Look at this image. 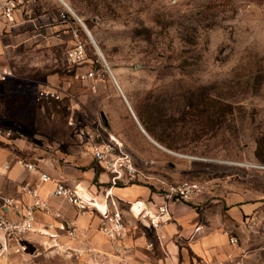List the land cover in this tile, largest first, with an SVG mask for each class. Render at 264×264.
<instances>
[{
  "label": "rangeland",
  "instance_id": "374dc122",
  "mask_svg": "<svg viewBox=\"0 0 264 264\" xmlns=\"http://www.w3.org/2000/svg\"><path fill=\"white\" fill-rule=\"evenodd\" d=\"M65 1L92 32L127 99L76 16L58 0H38L30 8L33 18L63 10L70 19L45 41L34 38L31 27L13 33L14 53L5 66L14 75L0 85V127L12 135L2 146L13 143L15 152L58 159L75 143L91 155L88 140L99 142L101 113L111 107L112 119L137 140L138 164L159 183L158 191L161 182L221 176L244 192L264 193V172L245 167L264 163V0ZM71 33L87 49L78 65L67 59L75 42ZM97 67L101 79L82 78ZM46 87L58 89L61 100H38ZM141 126L166 149L190 157L162 150ZM131 220L138 228L132 214ZM240 246L243 264H264L261 235H247ZM89 260L50 253L38 244L3 264Z\"/></svg>",
  "mask_w": 264,
  "mask_h": 264
},
{
  "label": "crops",
  "instance_id": "0c3cea01",
  "mask_svg": "<svg viewBox=\"0 0 264 264\" xmlns=\"http://www.w3.org/2000/svg\"><path fill=\"white\" fill-rule=\"evenodd\" d=\"M55 18L57 12L33 18L29 9L24 14L16 13L13 21H0V68L6 67L9 54L14 53L16 41L13 33L31 27L36 33L34 38L45 41L48 39V32L59 26L53 23ZM109 109L104 108V111L110 118L113 133L138 162L137 140L128 136L126 129L112 119L115 112L111 107ZM136 124L138 125V120ZM135 129L137 131L138 127L135 126ZM79 137L83 138V135ZM15 151L13 143L1 145L0 166L17 156L27 157L38 161L40 167L53 177L62 176L71 185L80 184L94 192L99 199L103 198L104 189L109 186L108 174L97 172L91 166V155L75 143H71L65 149L66 155H61L58 159ZM154 162L156 161L153 160ZM142 166L146 170L152 167L151 164ZM217 171L219 170L215 169L216 173ZM150 180L140 179L112 189L114 198L121 201L127 223L126 232L118 243L113 244L99 231L97 215L77 214L68 202L55 199L52 203L61 207L64 220L75 226L76 235L69 237L64 231L55 228L59 226L58 221L39 213L36 227L57 234V238L51 241L46 236L32 234L31 248L41 244L50 253L64 254L71 259L87 257L91 264H230V255L238 254L243 249L242 246L239 250L229 244L228 233L236 235L240 241L249 234H259L249 227L256 215H264V193L255 195L249 189L244 192L237 182L224 181L221 176H214L199 181L188 180L206 184V189L191 199L166 201L163 191H158L159 183ZM23 183L38 186L42 196L53 189L52 183L39 184L36 174L29 173L18 165H14L6 176L0 177V189L6 194L18 201H30L20 191ZM136 201L144 203L145 211L154 215L158 214L159 207L168 205V213L160 216L157 227H149L148 221L141 218L137 228L129 211L130 204ZM47 224H51V227ZM61 246L65 249H61ZM116 250L119 253L116 254ZM123 258L126 263H121Z\"/></svg>",
  "mask_w": 264,
  "mask_h": 264
},
{
  "label": "built area",
  "instance_id": "2783aa9c",
  "mask_svg": "<svg viewBox=\"0 0 264 264\" xmlns=\"http://www.w3.org/2000/svg\"><path fill=\"white\" fill-rule=\"evenodd\" d=\"M37 2L38 0H0V21H13L16 13L28 12L32 5ZM68 19H70L68 12L60 10L57 12V18L53 20V23H65ZM60 35L57 34L58 37ZM71 35L74 36L75 42L67 50V59L72 65H78L85 60L87 49L83 43L77 40L76 33H71ZM103 66H105V72H109L110 68L105 61ZM100 72V67L90 68L82 75V78L101 79ZM13 75L11 68H0V85L7 82ZM61 98L62 93L56 88L48 87L38 92V100L41 101L61 100ZM100 134L98 136L99 142L88 140L87 145L96 164L109 176V186L104 189L102 199H99L94 192L80 184L71 185L62 176L53 177L40 167L38 161L27 157L17 156L0 166V177L6 176L14 165H18L29 173L36 174L39 184H53V189L46 196L40 194L38 186L28 183L21 184V193L27 195L31 199L30 201H18L0 189V264L8 261L14 255H28L31 249L32 240L30 236L32 234L46 236L51 241L57 238V234L36 227L39 213L58 221L59 226L55 228L64 231L71 238L75 237V226L69 225L64 220L61 207L52 203L55 199L68 202L77 214L97 215L99 231L108 239L117 241L124 236L127 229L125 215L122 212L121 201L114 198L112 189L121 184L138 182L140 179L150 180L152 177L150 178L151 175L140 168L134 155L122 141L116 140L112 135L105 137L103 133ZM11 135V131H6L0 127V146L2 140L8 139ZM245 167L264 172V163H247ZM162 185L163 196L166 201L189 200L206 189V184L200 182H162ZM138 202L130 204L129 211L140 220L143 217L134 212V206ZM143 211H145V207H143L141 214ZM167 213L168 205H163L159 207L157 215L145 212L143 216L148 221L149 227H157L160 223V216ZM252 222L249 229L259 232L264 239V215H256ZM47 226L51 227V224H47ZM228 241L232 247L240 250V240L236 235L228 233ZM55 245L57 246V244ZM229 261L230 264H243V250L238 254H231Z\"/></svg>",
  "mask_w": 264,
  "mask_h": 264
},
{
  "label": "bare ground",
  "instance_id": "6f19581e",
  "mask_svg": "<svg viewBox=\"0 0 264 264\" xmlns=\"http://www.w3.org/2000/svg\"><path fill=\"white\" fill-rule=\"evenodd\" d=\"M59 1H60L62 4H64V5L67 7V9H68L73 15L76 16V18H77L78 21L80 20L79 22L81 23V25H82L83 29L85 30L87 36L89 37L90 41H91L92 44L95 46L96 51H97V54L102 58L103 61H105V62L107 63V60H105V56H104V54H103L101 48H99L98 43H97L95 37L93 36L92 32L89 30V28L83 23V21L81 20V18L75 14L73 8H72L70 5H68L67 2H66L65 0H59ZM89 34H90V35H89ZM108 66H109V65H108ZM109 68H110V69H109V74H110V76H111V78H112V80H113L115 86L118 87V86H119V83H118L117 78H116V76H115V74H114V70H113L110 66H109ZM119 87H120V86H119ZM120 89H121V92H122V93H121L122 97H125V98L127 99V96H126L125 92L123 91V89H122L121 87H120ZM127 101H128V100H127ZM141 130H142V131H143V132H144V133H145V134H146V135L152 140V142H154L158 147L162 148V150H166V151H168L169 153H172V154L177 155V156H180V157H181V156H182V157H190V156H188V155H183V154H181V153H177V152L171 151V150H169V149H166V148L163 147L161 144H159L155 139H153V138L147 133V131H145V129H144L142 126H141ZM112 137H113V136H112ZM113 138H114V137H113ZM115 139H116V138H115ZM116 140H117V139H116ZM243 164H244V163H243ZM237 165H238V164H237ZM143 207H146L144 203H141V202L136 203L135 206H134V212H135L136 214H138V216H142L143 219L146 220L145 216H143V214H145L146 211H143V213L141 214V211H142ZM61 249H65V247L61 246Z\"/></svg>",
  "mask_w": 264,
  "mask_h": 264
},
{
  "label": "flooded vegetation",
  "instance_id": "af4514ba",
  "mask_svg": "<svg viewBox=\"0 0 264 264\" xmlns=\"http://www.w3.org/2000/svg\"><path fill=\"white\" fill-rule=\"evenodd\" d=\"M101 118H102V121H103V124H104V127L102 126L103 128V135L105 137H108L109 135H112L114 138L115 136L112 134L113 131H112V126L110 124V118L108 117L107 114H105V112L101 113Z\"/></svg>",
  "mask_w": 264,
  "mask_h": 264
},
{
  "label": "water",
  "instance_id": "95a60500",
  "mask_svg": "<svg viewBox=\"0 0 264 264\" xmlns=\"http://www.w3.org/2000/svg\"><path fill=\"white\" fill-rule=\"evenodd\" d=\"M80 21V20H79ZM90 35V34H89Z\"/></svg>",
  "mask_w": 264,
  "mask_h": 264
}]
</instances>
